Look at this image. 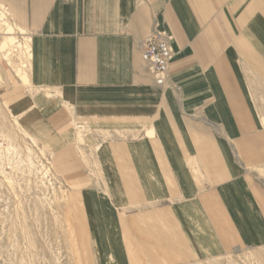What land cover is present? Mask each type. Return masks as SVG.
I'll use <instances>...</instances> for the list:
<instances>
[{"label": "crops", "instance_id": "1", "mask_svg": "<svg viewBox=\"0 0 264 264\" xmlns=\"http://www.w3.org/2000/svg\"><path fill=\"white\" fill-rule=\"evenodd\" d=\"M0 6L7 36L22 32L0 43V104L33 135L45 131L71 172L82 264H180L252 241L243 211L249 171L264 166L253 105L264 92V0ZM155 21L172 37L164 86L140 53ZM22 35L14 72L1 46Z\"/></svg>", "mask_w": 264, "mask_h": 264}, {"label": "rangeland", "instance_id": "2", "mask_svg": "<svg viewBox=\"0 0 264 264\" xmlns=\"http://www.w3.org/2000/svg\"><path fill=\"white\" fill-rule=\"evenodd\" d=\"M9 26L1 29L2 34ZM19 33L13 27L12 35H1L0 43L7 37L17 38ZM21 37L25 51L11 46L14 40L6 48L11 53L4 55L14 72L24 70L26 44L30 42L28 36ZM253 105L262 122L264 92L255 97ZM50 143L52 139L45 131L33 135L21 119L0 104V264H82L81 245L68 205L73 192L71 172L57 166ZM77 149L83 154L80 146ZM248 181L243 215L249 232H244L252 241L221 255L180 264H264V242L255 241L260 231L264 235V166L250 170Z\"/></svg>", "mask_w": 264, "mask_h": 264}, {"label": "built area", "instance_id": "3", "mask_svg": "<svg viewBox=\"0 0 264 264\" xmlns=\"http://www.w3.org/2000/svg\"><path fill=\"white\" fill-rule=\"evenodd\" d=\"M8 16L7 10L0 6V30L7 26L5 21ZM158 27L159 25L155 21L151 33L140 44V53L143 65L152 75L154 84L164 86L167 83L168 68L174 58V53L171 50L172 37L167 32L158 30ZM2 30L0 31V37L3 35ZM11 46L18 47V50L23 48V51H25L22 41L18 42L17 40ZM6 50L9 54L11 53L8 49Z\"/></svg>", "mask_w": 264, "mask_h": 264}, {"label": "bare ground", "instance_id": "4", "mask_svg": "<svg viewBox=\"0 0 264 264\" xmlns=\"http://www.w3.org/2000/svg\"><path fill=\"white\" fill-rule=\"evenodd\" d=\"M8 30H9V29H6V34H7V35H8V33H9ZM6 34H3V35H6ZM9 34H10V33H9ZM11 41H13V40H12V39H9V41H5V43L2 44L1 48H2V49L7 48V47L9 46V44H10L9 42H11ZM263 122H264V119H263Z\"/></svg>", "mask_w": 264, "mask_h": 264}]
</instances>
